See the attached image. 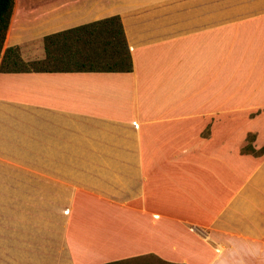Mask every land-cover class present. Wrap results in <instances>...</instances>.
<instances>
[{
    "label": "crops",
    "instance_id": "0c3cea01",
    "mask_svg": "<svg viewBox=\"0 0 264 264\" xmlns=\"http://www.w3.org/2000/svg\"><path fill=\"white\" fill-rule=\"evenodd\" d=\"M112 17L128 72L0 70V264L264 245V0H13L0 64Z\"/></svg>",
    "mask_w": 264,
    "mask_h": 264
},
{
    "label": "trees",
    "instance_id": "16d2710c",
    "mask_svg": "<svg viewBox=\"0 0 264 264\" xmlns=\"http://www.w3.org/2000/svg\"><path fill=\"white\" fill-rule=\"evenodd\" d=\"M13 0H0V47L1 42L6 30ZM108 38V39H107ZM81 44V45H80ZM92 45V46H91ZM45 57L42 61L29 62L21 64L16 49L10 48L5 50L1 65L10 64V70L15 72H28V71H96V70H121L130 71V58L126 50V45L122 35L120 23L116 17L107 18L84 26L76 27L73 29L65 30L56 34L44 37L43 39ZM109 46V47H106ZM91 47L89 52L83 55L82 50L85 51ZM94 47V48H93ZM93 48V49H92ZM110 49L112 56L116 57L114 62L118 69H112L108 66L107 69H94L95 57H100L99 50L105 52ZM122 48L123 54H119L118 50ZM120 52V51H119ZM93 53V54H92ZM52 59V60H51ZM55 63H60L55 65ZM20 64L19 67H14ZM45 64V65H44ZM44 65L49 67L55 65L59 69L48 68H29V66ZM62 65V66H61ZM54 67V66H53ZM251 137V136H250ZM249 136L246 137L248 149L253 152L249 143L251 140ZM264 147L261 148V151ZM124 261H116L105 264H123Z\"/></svg>",
    "mask_w": 264,
    "mask_h": 264
},
{
    "label": "clouds",
    "instance_id": "9594fccd",
    "mask_svg": "<svg viewBox=\"0 0 264 264\" xmlns=\"http://www.w3.org/2000/svg\"><path fill=\"white\" fill-rule=\"evenodd\" d=\"M221 264H250L264 258V245L244 239L226 238L217 248Z\"/></svg>",
    "mask_w": 264,
    "mask_h": 264
},
{
    "label": "rangeland",
    "instance_id": "374dc122",
    "mask_svg": "<svg viewBox=\"0 0 264 264\" xmlns=\"http://www.w3.org/2000/svg\"><path fill=\"white\" fill-rule=\"evenodd\" d=\"M106 47H109V46H106ZM90 50H91V47H88L85 51L82 50V53L81 54L83 55L85 52H89ZM99 52H100L101 56L100 57H95L96 61H95L94 69H107L108 66H110V68H112V69H118V68H120L119 66H115L114 65V62L116 60V57L111 55L109 48H107L105 52H103L101 50H99ZM123 52H124V50L122 48H119L118 53L119 54H123ZM23 63H25V62H23ZM21 64H22V61H21ZM59 64L60 63H55V65H59ZM44 65L43 66L42 65L29 66V68H44L45 67ZM55 65H51V66L45 67V68H48V69H59L60 68L59 67L60 65L58 67L57 66L55 67ZM19 66H21V65L18 64L17 66H14V67H19ZM11 68H12V65H10V64H5V65L3 64V65L0 66V70H9ZM249 138L251 140L252 136L251 137L249 136ZM250 143H249V146H250ZM246 146L244 147V149H242V152H245V153H253L254 155H256V154L258 155L259 153L260 154L261 153H264V152L261 151V149L259 151H257V152L256 151L255 152H252L251 150L248 149L249 147H246ZM123 264H164V263H161L160 261H158V260H156L154 258H150V259H147V258H144L143 259L142 258V259H136V260L128 261V262H125Z\"/></svg>",
    "mask_w": 264,
    "mask_h": 264
}]
</instances>
